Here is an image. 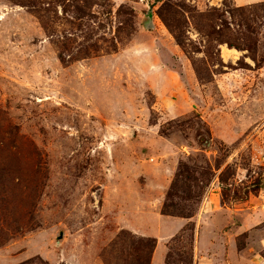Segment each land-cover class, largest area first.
<instances>
[{"label":"rangeland","instance_id":"374dc122","mask_svg":"<svg viewBox=\"0 0 264 264\" xmlns=\"http://www.w3.org/2000/svg\"><path fill=\"white\" fill-rule=\"evenodd\" d=\"M50 1L0 0V264H264V0Z\"/></svg>","mask_w":264,"mask_h":264},{"label":"trees","instance_id":"16d2710c","mask_svg":"<svg viewBox=\"0 0 264 264\" xmlns=\"http://www.w3.org/2000/svg\"><path fill=\"white\" fill-rule=\"evenodd\" d=\"M81 0H52L46 4L43 3H35V2H31L28 3V5H24L25 7H29L32 9V11L38 13L41 16V20L44 21L45 20V16L47 14H51L53 13L54 16H58L59 14V6H64V8L62 9V13L63 14H68L69 11L75 12L78 14V17L82 20L85 19L86 17H91V9L96 5V3H93L91 1L85 0L84 1V5L80 4ZM46 6V7H44ZM72 10H71V9ZM168 12L170 13H174L175 15L180 14L179 9L175 8L174 6H166L165 9H161L159 12V16L161 17V19L163 20V22L165 23V26H167V28L170 30V32L172 33V35L174 36L177 45L184 47V41L180 36V33L177 32V30L174 29V27L171 25V22L169 21V19H167V14ZM119 13L122 14L123 13V7L119 10ZM127 12H125L126 14ZM124 14V15H125ZM45 22V21H44ZM45 25H47L45 23ZM228 44L229 48H233L235 47L234 45H232L229 42H223ZM240 50H247V49H242L239 48ZM117 51V50H114ZM138 244L135 245V250L137 253L136 255V259H137V264H151V262L153 261V255L154 252L156 250L157 247V240L156 239H138ZM141 251L142 252H146V261H144V258L141 257ZM170 255L168 256L167 259V264H172L170 262ZM169 260V261H168ZM21 264H48L46 262H44L42 259L40 258H36L33 260H29L26 261L24 263Z\"/></svg>","mask_w":264,"mask_h":264},{"label":"bare ground","instance_id":"6f19581e","mask_svg":"<svg viewBox=\"0 0 264 264\" xmlns=\"http://www.w3.org/2000/svg\"><path fill=\"white\" fill-rule=\"evenodd\" d=\"M237 52L235 50H230L228 48H224L223 57L225 60H230L232 58H236Z\"/></svg>","mask_w":264,"mask_h":264},{"label":"crops","instance_id":"0c3cea01","mask_svg":"<svg viewBox=\"0 0 264 264\" xmlns=\"http://www.w3.org/2000/svg\"><path fill=\"white\" fill-rule=\"evenodd\" d=\"M240 4H244L243 2H245L246 0H237ZM242 1V2H241ZM157 246H158V242H157ZM165 257H166V251H165V253H163V257H162V259L164 260V262H163V264H166L165 263ZM157 259V247H156V250H155V252H154V255H153V258H152V262H151V264H155V262L157 261L156 260ZM160 264H162L161 262H160Z\"/></svg>","mask_w":264,"mask_h":264}]
</instances>
